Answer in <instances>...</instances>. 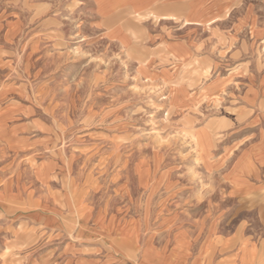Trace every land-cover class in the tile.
<instances>
[{
	"label": "rangeland",
	"instance_id": "1",
	"mask_svg": "<svg viewBox=\"0 0 264 264\" xmlns=\"http://www.w3.org/2000/svg\"><path fill=\"white\" fill-rule=\"evenodd\" d=\"M93 17L90 0H0V185L18 186L0 198V264H33L54 243L27 218L46 202L74 225L124 227L135 252L264 264V116L225 95L176 110ZM40 170L54 173L35 197Z\"/></svg>",
	"mask_w": 264,
	"mask_h": 264
},
{
	"label": "crops",
	"instance_id": "2",
	"mask_svg": "<svg viewBox=\"0 0 264 264\" xmlns=\"http://www.w3.org/2000/svg\"><path fill=\"white\" fill-rule=\"evenodd\" d=\"M90 1L95 34L131 55L135 75L157 86L176 110L209 105L225 95V101L234 97L239 108H253L258 117L264 116V0ZM18 145L9 147L10 157L20 152ZM256 160L264 167V140ZM4 166L0 164V175ZM53 173L40 170L34 176L35 197L43 179ZM16 178L0 185V198L7 195V185L13 186L15 196ZM27 218L54 242L33 264H52L51 258L63 264L183 261L181 254L164 256L160 247L145 243L135 252L134 240L124 227L100 219L74 225L61 207L48 202ZM6 219V209L0 205L2 233ZM144 249L152 254L150 258L143 255Z\"/></svg>",
	"mask_w": 264,
	"mask_h": 264
}]
</instances>
